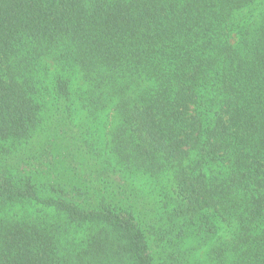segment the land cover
I'll return each mask as SVG.
<instances>
[{
  "label": "trees",
  "instance_id": "16d2710c",
  "mask_svg": "<svg viewBox=\"0 0 264 264\" xmlns=\"http://www.w3.org/2000/svg\"><path fill=\"white\" fill-rule=\"evenodd\" d=\"M207 211L264 219V0H0V264H184Z\"/></svg>",
  "mask_w": 264,
  "mask_h": 264
},
{
  "label": "rangeland",
  "instance_id": "374dc122",
  "mask_svg": "<svg viewBox=\"0 0 264 264\" xmlns=\"http://www.w3.org/2000/svg\"><path fill=\"white\" fill-rule=\"evenodd\" d=\"M42 63V67L50 76L58 71V66L56 67L53 62L47 60L42 61ZM73 78L76 79L75 85L81 84V75H76ZM63 111V104L62 106L59 105V115ZM78 112H80V107H78ZM79 116L82 121L85 119L84 113L80 112ZM101 125H103L100 128L102 130L101 138L104 136L102 138L104 140L108 135L107 117L101 121ZM47 126L42 124L44 130H47ZM109 126L110 124H108ZM136 183L143 185L140 187L143 200L154 201L155 199L158 202L156 212H164L165 209L159 204L162 198V195H159L160 187L144 185L143 179ZM146 204L148 208L146 211L141 210V216L151 212V209L156 207L155 204ZM33 210L34 208H28L29 213H32ZM16 212L22 214L23 209L17 208ZM189 220L190 226L183 246L185 251L184 264H264V219L263 222L259 223L258 228H253L251 225L244 233H240L241 230L236 223L226 225L210 211L194 214Z\"/></svg>",
  "mask_w": 264,
  "mask_h": 264
}]
</instances>
